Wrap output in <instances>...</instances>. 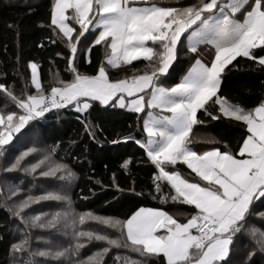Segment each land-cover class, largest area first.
<instances>
[{"label": "snow or ice", "instance_id": "1", "mask_svg": "<svg viewBox=\"0 0 264 264\" xmlns=\"http://www.w3.org/2000/svg\"><path fill=\"white\" fill-rule=\"evenodd\" d=\"M49 21L51 35L37 46L62 44L55 56L63 57L71 79L56 72L46 85L40 63L29 60L30 77L19 93L6 72L0 82L6 108L0 111V209L7 215L0 240L11 237L8 264H264V99L245 108L221 92L237 57L264 68V0H50ZM7 29L19 35V25ZM96 46L104 47V59L93 73L81 72L77 60L91 64ZM181 55L191 62L169 82ZM140 59L147 62L143 69L112 77L111 70L126 71ZM65 110L77 113L93 141L96 121L118 110L137 114L145 135L108 143L133 139L143 149L153 170L147 194L171 201V210L140 206L124 217L77 211L72 157H59L62 141H45L48 117L59 122ZM200 110L246 128L238 150L214 138L212 147L197 149L190 134L206 123ZM21 136L27 142L17 146ZM131 164L128 157L122 167ZM113 183L118 199L122 190ZM129 191L145 195L135 186Z\"/></svg>", "mask_w": 264, "mask_h": 264}, {"label": "trees", "instance_id": "2", "mask_svg": "<svg viewBox=\"0 0 264 264\" xmlns=\"http://www.w3.org/2000/svg\"><path fill=\"white\" fill-rule=\"evenodd\" d=\"M155 2L168 5L172 0H155ZM180 2L188 4L195 0H180ZM49 9L50 0H0V82H4L2 73L6 72L7 83L12 84L15 81L17 93L23 87L24 80L30 77V70L27 68L29 60H36L40 63L39 72L46 85L56 72H59L63 79H71L63 57L55 56L56 52L64 49L62 44L57 47L45 40V48L37 46L46 36L51 35L48 29ZM10 23L19 25L18 36L7 29V25ZM41 23L43 27L40 26ZM5 45L7 50H5ZM65 54L67 53L65 52ZM91 55V64H88L84 57L77 60L81 72H94L104 59V47L96 46ZM203 55L204 58H208L210 53L208 50H204ZM17 57H19L18 61ZM53 58L55 63L52 62ZM190 62L191 56L181 55L175 63V70L172 72L169 82H176L186 71ZM146 63L142 59L133 61L132 66H126V71L113 69L111 75L113 78H121L126 74L131 75L134 68L143 69ZM232 64L236 67L229 66L232 70L226 74L223 80L222 94H226L231 102L240 103L245 108L257 106L261 99H264V68L257 62L244 57H237ZM29 90L34 91V88ZM0 111H6L3 98H0ZM202 111L198 112V117L206 123L195 125L190 134L197 149L207 150L212 147L213 143L210 141L214 138L216 141L227 142L233 150H238V144L242 142L241 138L246 135V128L242 127L240 122L222 116L213 121L202 115ZM118 112V115L96 121L99 124L96 141H100L102 144L85 135L81 122L76 119V112L65 110L59 122L54 116L48 117L45 131L46 143L51 145L54 141H62L63 146L59 149V157L67 160L71 156L70 163L78 174V179L75 182L78 186L74 188L72 195L74 207L77 211L92 210L99 214L119 217L130 214L140 206L171 210V201L166 204L158 199L153 200L147 194L153 170L150 163L145 162L146 154L143 149L136 145L133 139L121 142L119 145L108 143V141L118 139L120 135L124 134L135 138L145 135L141 131L142 120L139 121L140 127H138L137 114L128 110H118ZM98 115L101 114L92 113V117ZM53 129L57 130L55 134H53ZM72 141L75 143H71ZM26 142V138L21 136L16 140V145L20 146ZM215 146L223 150V143L215 144ZM128 157L132 158V164L129 170H124L122 162ZM177 168L185 175L190 172L182 163H178ZM113 173H115V178ZM14 175L22 174L14 173ZM114 179L122 190L118 199L116 198L117 190L113 183ZM96 181L101 183L97 184ZM132 186H135L136 192L143 191L145 195H133L129 191ZM164 191L167 192L168 188L165 187ZM186 210L190 211L191 209L186 206ZM0 222H7V215L2 209H0ZM0 235H5V230L0 229ZM10 239L11 237L0 240V264H8ZM84 253L88 254L87 248Z\"/></svg>", "mask_w": 264, "mask_h": 264}, {"label": "rangeland", "instance_id": "3", "mask_svg": "<svg viewBox=\"0 0 264 264\" xmlns=\"http://www.w3.org/2000/svg\"><path fill=\"white\" fill-rule=\"evenodd\" d=\"M242 18V17H241Z\"/></svg>", "mask_w": 264, "mask_h": 264}]
</instances>
